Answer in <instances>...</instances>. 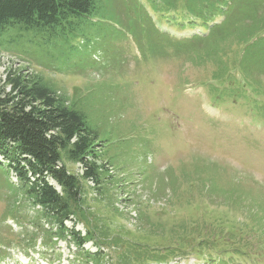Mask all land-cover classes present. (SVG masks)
I'll list each match as a JSON object with an SVG mask.
<instances>
[{"label": "rangeland", "instance_id": "obj_1", "mask_svg": "<svg viewBox=\"0 0 264 264\" xmlns=\"http://www.w3.org/2000/svg\"><path fill=\"white\" fill-rule=\"evenodd\" d=\"M172 12L163 0H95L77 36L58 40L21 25L1 30L0 86L10 90L8 72H22L86 115L99 161L114 166L100 197L84 187L92 220L122 242L110 241L107 264H117L131 243L144 253L176 249L168 264H264L261 51L250 56L258 62L250 71L263 83L253 77L248 88L230 91L236 79L223 83L226 67L240 77L246 43L227 50L223 27L209 35L180 29ZM12 172L0 163V264L87 263L25 199ZM126 199L136 223L115 207Z\"/></svg>", "mask_w": 264, "mask_h": 264}, {"label": "trees", "instance_id": "obj_2", "mask_svg": "<svg viewBox=\"0 0 264 264\" xmlns=\"http://www.w3.org/2000/svg\"><path fill=\"white\" fill-rule=\"evenodd\" d=\"M174 1L180 0H163V3L173 9L168 15L180 29L197 27L209 35L215 28L223 27L231 36L227 50L232 43H246L247 50L237 60L240 77L234 78L228 64L223 83L236 79L235 87L228 86V90L248 88L250 80L255 78L250 70L258 63L250 57L255 50L261 51L263 59L259 65L264 71V0H181V6ZM94 10L95 0H0V31L21 25L45 34L48 31L50 38L64 39L59 35H79L76 26ZM82 40L85 41L83 37ZM214 53L219 54V49L213 48ZM5 84L10 85V90L0 86V163L18 175L25 199L33 207L41 206L37 210L40 217L56 224L54 234L65 233L83 261L106 262L103 249H109L111 240L122 242L110 237L98 220H92L86 207V180L93 178L99 186L110 176L105 171L107 163L99 161V144L86 115L76 103H70L68 96L56 92L42 79L9 71ZM64 158L74 164L82 163L86 167L84 173L76 175L70 171ZM71 216L85 225L86 234L76 229L75 224L72 227L66 224ZM89 241L98 247L97 251L84 249ZM131 244L117 264H168L176 252L171 247L162 251L147 246L148 252L144 253L140 244ZM204 261L217 263L209 258Z\"/></svg>", "mask_w": 264, "mask_h": 264}, {"label": "built area", "instance_id": "obj_3", "mask_svg": "<svg viewBox=\"0 0 264 264\" xmlns=\"http://www.w3.org/2000/svg\"><path fill=\"white\" fill-rule=\"evenodd\" d=\"M77 165H78V166H77ZM76 167H77V168L80 167V171H79V172H77V169H76V174H78V175L83 174V173H84V170H85V168H86L84 165H82V163H79V162L76 164ZM105 168H106V170H107L110 174L113 173V168H112V166L106 164ZM13 178H14L15 181H17V176H16V175H14ZM86 182H87L88 185H90V186H92V187L96 186L95 180H94L93 178H88V179L86 180ZM94 195L97 196V193L95 192ZM127 200H128V199H126V200H121V204H122V203H127ZM116 206L120 209V211H121V210L124 211V212H125V211H129V213H128L129 218H130L131 220L133 219L132 222L136 223V221H137V219H138V215H137V213H136L135 211L127 210V208L124 207L123 204H122V206H119V204L117 203ZM38 207H39V206H38ZM70 221H71V222H74L72 219H70Z\"/></svg>", "mask_w": 264, "mask_h": 264}]
</instances>
